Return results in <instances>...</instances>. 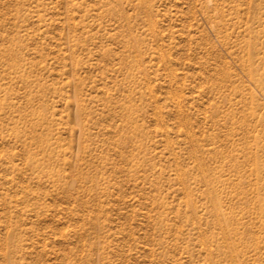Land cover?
Returning <instances> with one entry per match:
<instances>
[{
    "label": "rangeland",
    "instance_id": "1",
    "mask_svg": "<svg viewBox=\"0 0 264 264\" xmlns=\"http://www.w3.org/2000/svg\"><path fill=\"white\" fill-rule=\"evenodd\" d=\"M0 264H264V0H0Z\"/></svg>",
    "mask_w": 264,
    "mask_h": 264
}]
</instances>
